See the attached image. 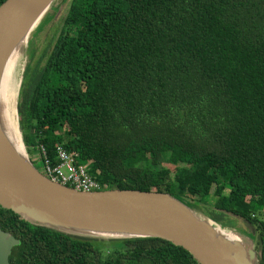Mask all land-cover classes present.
<instances>
[{
	"label": "trees",
	"instance_id": "obj_1",
	"mask_svg": "<svg viewBox=\"0 0 264 264\" xmlns=\"http://www.w3.org/2000/svg\"><path fill=\"white\" fill-rule=\"evenodd\" d=\"M17 111L37 169L61 144L98 191L211 205L255 228L264 264V0H70ZM0 228L20 242L9 264H199L165 240L73 238L1 207Z\"/></svg>",
	"mask_w": 264,
	"mask_h": 264
},
{
	"label": "water",
	"instance_id": "obj_2",
	"mask_svg": "<svg viewBox=\"0 0 264 264\" xmlns=\"http://www.w3.org/2000/svg\"><path fill=\"white\" fill-rule=\"evenodd\" d=\"M55 1L7 0L0 6V81L12 53L21 44L16 67ZM1 128L0 119V207L28 223L79 239L158 238L187 250L199 264H259L261 254L254 250L253 238L237 227L199 216L193 209L198 203L163 192L76 191L46 177L29 159L24 138H19L23 154L10 145ZM224 232L237 235L239 241L228 240ZM19 243L0 228V264H9Z\"/></svg>",
	"mask_w": 264,
	"mask_h": 264
},
{
	"label": "rangeland",
	"instance_id": "obj_3",
	"mask_svg": "<svg viewBox=\"0 0 264 264\" xmlns=\"http://www.w3.org/2000/svg\"><path fill=\"white\" fill-rule=\"evenodd\" d=\"M69 4L70 0H56L54 2V4L52 5V10H49L37 25V31L32 33L31 40L28 41V43L26 44V48H24L26 50H23V52L21 53L19 62H17V65L13 72L14 83L12 86L10 85L13 94V110L18 102V86H20L24 69L27 65H33L42 55H48L57 36L59 35V31L62 27L63 19L68 11ZM13 124L16 133L15 135L18 134L17 137L23 139L22 131L20 132L21 129H19V117L13 115ZM25 149L27 150L26 146ZM28 155L33 165L37 168V164L39 162L38 154L29 153ZM39 170L41 171V169ZM196 206L197 207H193V209L201 217L205 215L208 216L207 212L213 211L211 205H207L206 209L208 211L201 204ZM255 214L257 218L264 221V209H259ZM226 221L231 222L234 227H237L241 231H243L244 236L253 238L254 250L256 252H259L257 246L258 233L254 231V229L249 224L241 220L233 219L232 217H230L229 220H225V223Z\"/></svg>",
	"mask_w": 264,
	"mask_h": 264
},
{
	"label": "built area",
	"instance_id": "obj_4",
	"mask_svg": "<svg viewBox=\"0 0 264 264\" xmlns=\"http://www.w3.org/2000/svg\"><path fill=\"white\" fill-rule=\"evenodd\" d=\"M41 172L53 182L70 187L79 192L98 191L100 185L95 182L85 165L76 162L75 157L61 144L55 147V161L52 164L47 158L46 150L41 147ZM40 161V158H38Z\"/></svg>",
	"mask_w": 264,
	"mask_h": 264
},
{
	"label": "bare ground",
	"instance_id": "obj_5",
	"mask_svg": "<svg viewBox=\"0 0 264 264\" xmlns=\"http://www.w3.org/2000/svg\"><path fill=\"white\" fill-rule=\"evenodd\" d=\"M39 40V39H38ZM21 45V44H20ZM12 53L9 60L7 61L4 71L2 73V78L0 81V119L3 125L2 132L6 136L8 142L14 149H18L21 153L24 154V150L21 146L20 139L17 137V135L14 134V124H13V94H12V86L13 81V72L14 67L16 64V58L18 55L19 47ZM39 48V47H38ZM38 51V50H37ZM225 233V232H224ZM114 236H121L122 235H114ZM224 237H226L228 240L235 242L239 241V237L233 233H225Z\"/></svg>",
	"mask_w": 264,
	"mask_h": 264
}]
</instances>
